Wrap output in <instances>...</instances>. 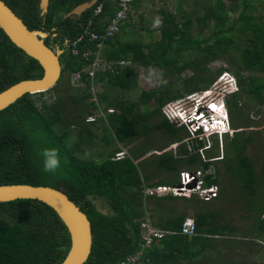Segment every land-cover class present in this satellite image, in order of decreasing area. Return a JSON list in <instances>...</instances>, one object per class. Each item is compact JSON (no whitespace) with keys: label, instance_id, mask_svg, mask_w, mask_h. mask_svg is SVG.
Returning a JSON list of instances; mask_svg holds the SVG:
<instances>
[{"label":"trees","instance_id":"1","mask_svg":"<svg viewBox=\"0 0 264 264\" xmlns=\"http://www.w3.org/2000/svg\"><path fill=\"white\" fill-rule=\"evenodd\" d=\"M3 1L29 29L47 34L44 43L60 51L61 73L52 87L25 93L0 110V184H42L65 192L91 225V250L82 264H118L134 254L142 242L141 223L152 218L148 212L155 208L163 206L166 213L164 201L168 199L173 206L167 209L164 233L141 250L139 262L130 264H202L201 252L211 246L206 242L208 235L225 236V245L230 247L262 237L264 155L253 159L248 151L256 142L264 148V134L255 129L259 120L249 115L254 108L264 118V76L258 75L264 73V0H231L230 4L194 0L178 15L161 10L157 39H142L143 25H139L141 31H127L129 17L118 33L105 40L92 41L84 35L75 45L77 54L72 53V42L82 35L88 20L92 18L91 29L101 33L117 0H104L98 15L93 10L101 0L79 15L68 16L64 15L88 0H49L45 14L39 0ZM152 31L146 30L148 38ZM86 50L90 54L84 56ZM97 54L105 67L95 71L92 81L104 87L96 101L105 107L103 115L88 122L86 117L97 109V103L91 99L92 81L82 69ZM215 60L225 65L211 69L209 64ZM137 67L159 70L166 83L158 80L153 88H139ZM187 70L190 74L183 75ZM76 71H82V87L70 83ZM222 71L235 77L237 89L222 98L234 131L224 138L219 154L217 136L188 139L185 126L169 121L162 109L188 93L211 88ZM42 72L38 61L0 27V91L19 80L39 78ZM62 79L66 87L61 86ZM133 92L137 93L130 99ZM109 108L113 111L108 112ZM158 116L161 119L155 120ZM153 131L167 140L152 148L160 153L145 157L150 158L147 167L151 170L139 164L152 149L137 146L119 156L121 149L112 147L128 146L139 136L146 141ZM96 141L100 146L94 158ZM174 142L178 143L175 152L162 151ZM208 142L210 146L204 148ZM45 148L60 151L61 166L54 173L43 170L40 153ZM182 167L202 169L204 185L219 186L217 196L205 201L196 194L144 192L161 183L178 184L175 175ZM161 173L170 176L157 181L156 174ZM221 202L229 207L220 208ZM236 206L242 211L235 213ZM188 210L195 223L192 235L180 233ZM70 243L67 226L46 203L30 198L0 202V264H58ZM222 264L244 263L226 260Z\"/></svg>","mask_w":264,"mask_h":264},{"label":"water","instance_id":"2","mask_svg":"<svg viewBox=\"0 0 264 264\" xmlns=\"http://www.w3.org/2000/svg\"><path fill=\"white\" fill-rule=\"evenodd\" d=\"M97 0L84 1L74 6L68 15H79ZM49 0H39L42 14L48 10ZM0 27L9 39L27 55L38 61L42 75L35 79H22L0 91V110L7 107L25 93L44 91L59 79L61 67L59 50L48 47L41 30L29 29L23 20L3 1L0 0ZM19 198L37 199L51 206L67 226L71 243L64 259L58 264H82L91 250L92 232L87 215L60 189L42 184L9 183L0 184V202Z\"/></svg>","mask_w":264,"mask_h":264},{"label":"built area","instance_id":"3","mask_svg":"<svg viewBox=\"0 0 264 264\" xmlns=\"http://www.w3.org/2000/svg\"><path fill=\"white\" fill-rule=\"evenodd\" d=\"M103 1L101 0L95 6L93 10L94 15H98L102 11ZM133 12V0H117V8L114 11L113 15L109 19L107 25L103 28L101 33H97L91 29L92 18H90L84 28L82 35H80L76 40L72 42L73 54L79 53V50L75 47L76 43L82 39L84 35H87L88 40H105L114 34L118 33L121 30L122 25L129 19L131 13ZM100 45V43H98ZM90 54V50L83 52L84 56ZM105 64L101 61L98 54L95 59L84 69L83 72L92 81L94 73L96 70L103 69ZM76 71L70 75V83L74 86H84V82L81 79V72ZM231 78V77H230ZM93 84V81L91 85ZM213 87V86H212ZM217 88V87H216ZM236 82L233 80L232 90L236 89ZM211 90V88L209 89ZM192 92L184 95L181 98L175 99L168 102L162 109L163 115L172 122H176L179 125H184L188 132L193 136V138H205L209 139L211 135L216 133L219 139L222 138L221 131L228 128V121H222L216 119L213 115L207 117L206 107L210 106L212 108H223V102L218 104L212 101L211 99L207 101L206 106L202 103V99H205L206 92ZM93 100V99H92ZM96 101V99H94ZM172 105L174 107H172ZM98 107V105H97ZM108 112L113 111V109H107ZM101 112V110H100ZM94 113V112H93ZM224 114L227 115L225 109ZM103 115V114H102ZM101 116V115H100ZM99 117L97 115L91 114L86 117V121H95ZM233 132V130H230ZM220 141V140H219ZM210 143L208 142L204 148H208ZM199 152L203 156V148L199 149ZM119 156H122L121 152L118 153ZM121 154V155H120ZM118 156V157H119ZM210 172V171H207ZM205 172L202 169H186L179 172V183L175 186H156L146 188L144 192L146 194H165L171 192L174 194L180 195H189L191 193L196 194L203 200H210L217 196L218 186L215 184L204 185L203 176ZM195 232V223L192 217H185L181 223L180 233L186 235H192ZM164 233L163 230L155 229L151 226L148 219L141 223L140 235L142 242L140 244V249L137 250L134 254L129 255L124 260L120 261L118 264H130L140 261L141 250L144 247H147L151 244L153 237L161 236Z\"/></svg>","mask_w":264,"mask_h":264},{"label":"rangeland","instance_id":"4","mask_svg":"<svg viewBox=\"0 0 264 264\" xmlns=\"http://www.w3.org/2000/svg\"><path fill=\"white\" fill-rule=\"evenodd\" d=\"M224 1L227 4L232 3L231 0H224ZM158 2L159 1H156V5L153 8L150 6V8L151 9H157V4L160 5V3H158ZM167 6L170 7V8H173L172 3L168 4ZM151 9H149V10L146 9L145 12L143 13V17H144L145 21H143L142 23L139 22L138 13L135 12L134 9H133V12L130 15V19H129V23L130 24L127 27V29H128L127 31H131V30H129L130 28L132 30L141 31V30H139V25L140 24H146V25H148V27H150V29H151L150 31L154 30V32L152 34V37L148 38V37L145 36L146 35V30L141 31L142 37L144 36L142 39H144V40H149L150 38L151 39H156L158 37V34L155 31V29H156V27L158 25L156 23V21L158 20L159 17H158V14L155 13V10H151ZM173 11H174V9H173ZM261 12L264 14V9L261 10ZM234 14H236V12H232L231 15L234 16ZM146 19H148V20H146ZM220 65H225V64L221 60H215V61H213V62H211L209 64V67L211 69H214L215 67H218ZM137 71H138L139 88L148 90V89L153 88V87L158 85V80H160L158 73L156 75L150 76L149 75L150 69H145L144 67H137ZM189 74H190V71H188V70L183 73V75H189ZM229 75L231 76V78L228 77L227 75H225L224 78L221 79L220 81L219 80L216 81L217 79L215 80L211 90L206 92L207 94L205 96V100L206 99H211L212 101L217 103V105L222 103L223 94H222V91L220 92L218 87L223 88L225 83H226L225 80L226 81L230 80V81H232V83H233V80L235 81V79L232 76V74L229 73ZM258 75L264 76V73H258ZM226 77H228V78L226 79ZM65 82H66L65 79L61 80V86L62 87H66ZM103 89H104V87L101 84L93 82V84L91 85V88H90L91 99H93V100L96 99L97 98L96 97L97 94L100 93ZM136 93L137 92H133L132 95L130 96V99H133L134 96L136 95ZM48 95L49 94L45 95L43 98H48L49 97ZM96 103H97V101H96ZM97 105H98V107H97V109H95L93 114L97 115V116H100V115L103 114V109L105 107V104L99 101L97 103ZM172 107H174V106L172 105ZM224 108H225V106H224ZM100 110H101V112H100ZM219 111H220L219 114L222 115V117L224 118V121H226V120L228 121L229 127L231 128L229 116L224 114V109L223 108H220ZM249 115H250V118H252L254 120L255 119L259 120L260 126H258L255 129H257L256 131H259L261 134H264V122H263L264 118H263V114L256 113L254 108H253V109L250 110ZM158 119H161V116H158L157 119H155V120H158ZM97 124H98V121H96L95 126H97ZM101 132H102L101 128L96 129V133L100 134ZM187 133H188L187 135H189L188 139H194L193 136L188 132V130H187ZM230 133H228L227 135H223L222 136V138H223L222 142H220L219 141L220 139H218V146H219V148H218L219 152L218 153L219 154H220V151H222V147L225 145V141H224L225 139L224 138H226ZM147 137H148V140H146V141H144L145 136H139L136 141H134L132 144H129L128 146L126 144H123V143H118V144H112V147L113 148L114 147H118L119 149H121V154H129L130 153L129 150L132 149V148H136L137 146H140V147L145 148V149L147 148L149 150V149H152V148H156L155 146H157V145L160 146V145L164 144L166 142V140H167L166 135H164V134L162 135L161 133L158 134L157 132H154V131L151 132L150 135L148 134ZM210 140H211V137H210ZM95 146H96V148H95ZM95 146L93 147V150H92V151H94L93 156H92L94 158L97 157L96 156V152H97V150L99 149V146H100L98 141H96ZM169 146H168V148H169ZM263 149H264L263 146L261 144H257V142H256V144H253V146L249 149L248 153H249L250 157H252L253 159H256V158H259V157L262 159L263 155H264ZM158 152L159 151L156 152L155 149H152V150L148 151V153L146 155H144V157L147 156V155H151L153 153H158ZM212 152L214 154L217 153L216 150H212ZM137 154L140 155L139 151L137 152ZM149 159L148 158L140 159V164L139 165L141 166L143 164V165H145L147 167ZM211 160H213V159H211ZM151 167H153V166H151ZM186 168L187 167H182L180 170H185ZM147 170H151V168L147 167ZM221 177H222V179H223V177H225V173L223 172V170L221 172ZM218 205L222 209H224L226 207H229V206L225 205V202H221ZM230 210H232V209H230ZM233 211L235 213H238V212H241L242 209H240L238 206H236L235 208H233ZM234 216H235V214H234ZM241 223L244 224V221H241ZM247 226H248V223H247V225L242 226V229L247 228ZM246 240L247 239L242 240L243 245H241V247H240L241 248V250H240L241 254L240 255H236L234 253V251L232 252V250L231 251L227 250L226 254L229 255V257L231 259H234V260L236 259L237 261H239L241 263H244V264H248V263H251V264H258V263L259 264H264V233L262 234V237L256 239L257 240L256 242H254L255 239L252 240L250 243L245 242ZM253 247H254V249H252ZM250 249H252V252L250 251Z\"/></svg>","mask_w":264,"mask_h":264},{"label":"crops","instance_id":"5","mask_svg":"<svg viewBox=\"0 0 264 264\" xmlns=\"http://www.w3.org/2000/svg\"><path fill=\"white\" fill-rule=\"evenodd\" d=\"M134 6H133V9L135 12L138 13L139 15V22L142 23L143 21H145L144 17H143V13L145 12V10H149L151 9L150 6L153 8L155 5H156V1H159L158 3H160V5L157 4V9H151V10H155V13L158 14V20L160 21L161 19V10H168L169 12L171 13H174V14H177L178 15V11H184L186 9H188L190 3L189 1H194V0H134ZM147 1V2H146ZM149 1V2H148ZM172 3L173 5V8H170L168 7L167 5ZM149 5V6H148ZM174 9V11H173ZM148 20V19H146ZM149 22V21H148ZM140 25H143V26H146V29L147 31H150V27H148V25L146 24H140ZM158 26V25H157ZM157 28V27H156ZM156 30V29H155ZM154 30L152 31V34H153ZM157 32V30H156ZM158 34V32H157ZM146 37H148V35L146 34L145 35ZM158 38V37H157ZM156 38V39H157ZM231 135V134H230ZM177 142H174L173 144L170 143L166 148H164L162 151H172V152H175L176 151V148H177ZM157 152V150H156ZM160 153V151L158 152ZM200 153V152H199ZM222 153V151H220V154ZM201 154V153H200ZM149 156V155H147ZM145 156V157H147ZM144 156L142 158H145ZM218 158V157H216ZM186 169H198V168H186ZM185 169V170H186ZM182 171V170H180ZM179 171V172H180ZM179 172L176 176V178L178 179L179 178ZM170 174H165V173H161V174H156V177L155 178L157 181L160 179V177H164L162 179H165V177H169ZM160 185V184H159ZM157 185V186H159ZM177 184H173V185H170V184H165V183H161L160 186H175ZM156 187V186H155ZM218 191H219V186H218ZM176 195V196H185V197H189L190 195H192L193 193L189 194V195H180V194H174V193H171V192H167L165 194H161L159 196H166V195ZM207 201V200H205ZM164 205H165V208L167 207H171L173 206V202L171 200H165L164 201ZM163 207V206H162ZM158 207L155 208L154 210L152 211H149L148 213L152 215V218H147L151 224L152 227H154L155 229H158V230H163L162 229V226L163 224H165L164 220L165 218H167V209H165V212L164 213V209H162ZM187 216L186 217H192V214H191V210H188L187 212ZM193 218V217H192ZM152 219V221H151ZM239 224V222L237 223ZM164 231V230H163ZM207 237V240L206 242L211 245L210 247H207V248H204V250L201 252L202 255H203V259L202 260V264H222L224 263L226 260H230V261H233V262H239L237 261L236 259H231L229 257V255L226 254V251H231L232 252L234 251V253L236 255H240L241 254V245L243 244H238V245H234L233 247H230V246H226L225 245V240H226V237L225 236H220V235H215V236H206ZM204 241V240H203ZM257 240L255 239L254 242H256ZM254 249V247L252 248ZM252 249H250V251L252 252ZM255 262V261H254ZM253 262V263H254Z\"/></svg>","mask_w":264,"mask_h":264},{"label":"clouds","instance_id":"6","mask_svg":"<svg viewBox=\"0 0 264 264\" xmlns=\"http://www.w3.org/2000/svg\"><path fill=\"white\" fill-rule=\"evenodd\" d=\"M156 23L159 25L161 22L159 20L156 21ZM158 73L159 75V79L161 81V83H166V81L163 80V73L162 72H159V70H155V69H150L149 71V75L152 76V75H156ZM227 75L228 77H231L229 75V72L227 71H222L218 77H217V80L216 81H220L221 79L224 78V76ZM233 76V75H232ZM226 77V79L228 78ZM234 77V76H233ZM235 79V77H234ZM225 85L223 88H219L220 92L222 91V94L223 96L225 94H228V93H231L233 91H235L236 89L232 90V81L228 80L226 81L225 80ZM235 82H236V79H235ZM237 85V83H236ZM213 86V85H212ZM212 88V87H211ZM210 89V88H209ZM207 89V90H209ZM204 92V91H202ZM206 96V95H205ZM222 96V98H223ZM202 103L204 104V106H206L205 104H207V101L210 100V99H202ZM223 102V101H222ZM224 105V103H223ZM225 106V105H224ZM226 113H227V110H226V107L224 108ZM220 109L216 107V110L212 107H206V113H207V117L209 118V115H213L216 119H219V120H222L224 121V118L222 117V115L219 114V111ZM228 115V114H227ZM186 128V127H185ZM230 130H233L232 128L229 127V124H228V128L226 127L225 129H223L221 131L222 133V136L223 135H227L228 133H230ZM234 131V130H233ZM230 134H233V132H231ZM214 136H217L218 138V135L216 133H214V135H211L210 137H214ZM209 137V138H210ZM219 139V138H218ZM222 139H220V142H222ZM40 155L43 157V170L47 173H54L56 172L57 169L60 168L61 166V157H60V151L58 148H45L42 150V152L40 153ZM214 159H217V158H214Z\"/></svg>","mask_w":264,"mask_h":264},{"label":"bare ground","instance_id":"7","mask_svg":"<svg viewBox=\"0 0 264 264\" xmlns=\"http://www.w3.org/2000/svg\"><path fill=\"white\" fill-rule=\"evenodd\" d=\"M214 109L216 110V107H214Z\"/></svg>","mask_w":264,"mask_h":264}]
</instances>
